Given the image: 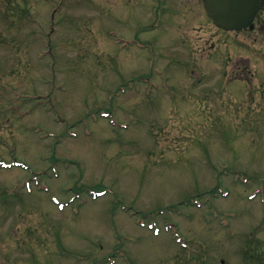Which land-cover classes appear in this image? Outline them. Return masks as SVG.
<instances>
[{
	"label": "rangeland",
	"instance_id": "374dc122",
	"mask_svg": "<svg viewBox=\"0 0 264 264\" xmlns=\"http://www.w3.org/2000/svg\"><path fill=\"white\" fill-rule=\"evenodd\" d=\"M260 15L0 0V264H264Z\"/></svg>",
	"mask_w": 264,
	"mask_h": 264
},
{
	"label": "water",
	"instance_id": "95a60500",
	"mask_svg": "<svg viewBox=\"0 0 264 264\" xmlns=\"http://www.w3.org/2000/svg\"><path fill=\"white\" fill-rule=\"evenodd\" d=\"M261 0H204L214 23L226 30H241L253 26Z\"/></svg>",
	"mask_w": 264,
	"mask_h": 264
},
{
	"label": "flooded vegetation",
	"instance_id": "af4514ba",
	"mask_svg": "<svg viewBox=\"0 0 264 264\" xmlns=\"http://www.w3.org/2000/svg\"><path fill=\"white\" fill-rule=\"evenodd\" d=\"M263 2H264V0H262ZM261 8H263V7H261ZM263 9H260V11L257 13V14H262L263 13Z\"/></svg>",
	"mask_w": 264,
	"mask_h": 264
}]
</instances>
